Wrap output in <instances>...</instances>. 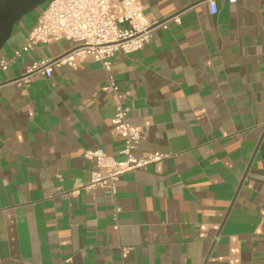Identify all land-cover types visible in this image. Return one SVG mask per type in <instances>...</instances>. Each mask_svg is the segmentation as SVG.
Segmentation results:
<instances>
[{
	"label": "crops",
	"instance_id": "0c3cea01",
	"mask_svg": "<svg viewBox=\"0 0 264 264\" xmlns=\"http://www.w3.org/2000/svg\"><path fill=\"white\" fill-rule=\"evenodd\" d=\"M216 1L214 15L207 0H142L180 21L116 53L110 74L144 129L135 155L167 156L113 194L84 188L86 150L121 158L109 73L82 62L18 83L72 43L15 57L45 7L15 26L0 51V264H264V0Z\"/></svg>",
	"mask_w": 264,
	"mask_h": 264
},
{
	"label": "built area",
	"instance_id": "2783aa9c",
	"mask_svg": "<svg viewBox=\"0 0 264 264\" xmlns=\"http://www.w3.org/2000/svg\"><path fill=\"white\" fill-rule=\"evenodd\" d=\"M207 1L211 13L217 14V1ZM236 1L230 0L231 3ZM170 20L179 22V15L165 20L152 18L145 12L142 0H48L29 31L26 44L14 51L15 57L20 56L34 44L47 42L50 37L67 39L72 43L62 55L29 66L23 76L15 79L18 83H28L37 74L49 77L54 67L76 66L82 62L99 63L109 73L105 90L113 91L116 97L112 132L123 138L121 158L108 155L103 148L86 150L84 156L93 160L97 168L92 173L91 182L84 186L85 189L102 187L113 194L124 173L167 156L161 152L151 153L147 158L135 155L134 150L144 138V129L129 120L119 85L110 73L116 53H131L143 48L150 41L154 29L168 28ZM10 61L1 59L0 67L7 69ZM103 168L108 171L104 173ZM115 228H118L117 223Z\"/></svg>",
	"mask_w": 264,
	"mask_h": 264
},
{
	"label": "water",
	"instance_id": "95a60500",
	"mask_svg": "<svg viewBox=\"0 0 264 264\" xmlns=\"http://www.w3.org/2000/svg\"><path fill=\"white\" fill-rule=\"evenodd\" d=\"M48 0H0V51L11 38L15 26Z\"/></svg>",
	"mask_w": 264,
	"mask_h": 264
},
{
	"label": "rangeland",
	"instance_id": "374dc122",
	"mask_svg": "<svg viewBox=\"0 0 264 264\" xmlns=\"http://www.w3.org/2000/svg\"><path fill=\"white\" fill-rule=\"evenodd\" d=\"M42 7H46V3H43L37 9H35L34 11H32L29 14H27L26 16H24V18L19 23L20 24L22 23V25H23V24H26V22L31 20L32 18H35L38 15V12L42 9Z\"/></svg>",
	"mask_w": 264,
	"mask_h": 264
}]
</instances>
